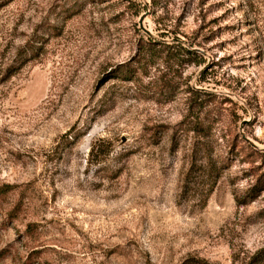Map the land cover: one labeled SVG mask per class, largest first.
<instances>
[{
	"label": "rangeland",
	"instance_id": "obj_1",
	"mask_svg": "<svg viewBox=\"0 0 264 264\" xmlns=\"http://www.w3.org/2000/svg\"><path fill=\"white\" fill-rule=\"evenodd\" d=\"M261 255L264 0H0V264Z\"/></svg>",
	"mask_w": 264,
	"mask_h": 264
},
{
	"label": "trees",
	"instance_id": "obj_2",
	"mask_svg": "<svg viewBox=\"0 0 264 264\" xmlns=\"http://www.w3.org/2000/svg\"><path fill=\"white\" fill-rule=\"evenodd\" d=\"M258 260L264 262V255H261Z\"/></svg>",
	"mask_w": 264,
	"mask_h": 264
},
{
	"label": "water",
	"instance_id": "obj_3",
	"mask_svg": "<svg viewBox=\"0 0 264 264\" xmlns=\"http://www.w3.org/2000/svg\"><path fill=\"white\" fill-rule=\"evenodd\" d=\"M143 18H141V24H142Z\"/></svg>",
	"mask_w": 264,
	"mask_h": 264
}]
</instances>
